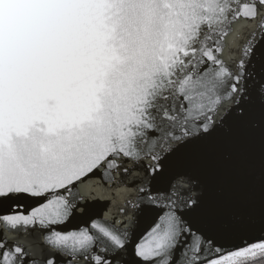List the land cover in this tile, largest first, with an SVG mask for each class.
<instances>
[{"label": "water", "instance_id": "water-1", "mask_svg": "<svg viewBox=\"0 0 264 264\" xmlns=\"http://www.w3.org/2000/svg\"><path fill=\"white\" fill-rule=\"evenodd\" d=\"M262 251L264 0H0V264Z\"/></svg>", "mask_w": 264, "mask_h": 264}, {"label": "trees", "instance_id": "trees-1", "mask_svg": "<svg viewBox=\"0 0 264 264\" xmlns=\"http://www.w3.org/2000/svg\"><path fill=\"white\" fill-rule=\"evenodd\" d=\"M234 264H264V251L252 258L241 259Z\"/></svg>", "mask_w": 264, "mask_h": 264}]
</instances>
